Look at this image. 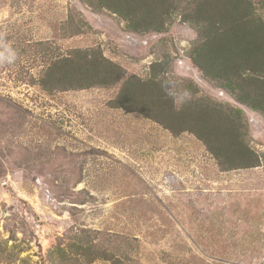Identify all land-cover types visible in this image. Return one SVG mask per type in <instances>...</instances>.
<instances>
[{
  "label": "rangeland",
  "instance_id": "rangeland-1",
  "mask_svg": "<svg viewBox=\"0 0 264 264\" xmlns=\"http://www.w3.org/2000/svg\"><path fill=\"white\" fill-rule=\"evenodd\" d=\"M72 16L87 24L83 35L67 38ZM122 27L77 0H0V41L17 54L0 62V247L13 235L7 245L19 246L18 259L49 264V250L85 229L119 248L121 264H264V118L190 65L194 34L186 25L174 23L162 36ZM40 43L48 57L99 48L126 76L143 80L170 55L165 76L176 98L173 84L184 80L201 96L241 109L260 166L219 172L191 134L174 137L108 108L118 87L48 95L31 86L44 64ZM0 264L10 263L0 257Z\"/></svg>",
  "mask_w": 264,
  "mask_h": 264
},
{
  "label": "trees",
  "instance_id": "trees-1",
  "mask_svg": "<svg viewBox=\"0 0 264 264\" xmlns=\"http://www.w3.org/2000/svg\"><path fill=\"white\" fill-rule=\"evenodd\" d=\"M77 1L93 13L112 16L123 24V31L135 36H162L174 23L186 25L194 34L187 52L190 65L213 88L264 118V0ZM86 24L83 18L74 21L69 17L66 37L83 35ZM40 46L44 64L37 78L29 77L31 86L48 95L118 87L108 108L140 115L174 137L191 134L213 158L219 172L260 166V156L248 144V123L241 109L201 96L198 87L184 80L173 84L178 99L181 92L188 94L178 102L170 89L172 82L165 76L171 71L170 55L153 62L149 77L143 80L126 76L124 69L105 58L99 48L72 49L65 55L48 57V44ZM12 238L6 247H0V257L10 264H28L26 258L18 259V245L8 247ZM99 238L94 231L71 230L70 242L49 250L46 261L121 264L117 256L120 249H110Z\"/></svg>",
  "mask_w": 264,
  "mask_h": 264
},
{
  "label": "clouds",
  "instance_id": "clouds-1",
  "mask_svg": "<svg viewBox=\"0 0 264 264\" xmlns=\"http://www.w3.org/2000/svg\"><path fill=\"white\" fill-rule=\"evenodd\" d=\"M0 48H2V51H0V62H6V63H13L16 59V52L15 50L10 46V44L0 41ZM169 95H173L172 93H169ZM185 95H188L185 93Z\"/></svg>",
  "mask_w": 264,
  "mask_h": 264
}]
</instances>
